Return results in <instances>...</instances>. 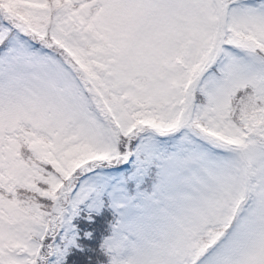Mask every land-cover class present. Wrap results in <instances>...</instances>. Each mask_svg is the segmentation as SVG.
Returning a JSON list of instances; mask_svg holds the SVG:
<instances>
[{
    "label": "snow or ice",
    "instance_id": "obj_1",
    "mask_svg": "<svg viewBox=\"0 0 264 264\" xmlns=\"http://www.w3.org/2000/svg\"><path fill=\"white\" fill-rule=\"evenodd\" d=\"M0 264H264V0H0Z\"/></svg>",
    "mask_w": 264,
    "mask_h": 264
}]
</instances>
